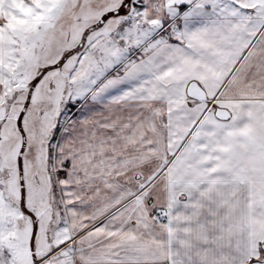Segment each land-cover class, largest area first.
<instances>
[{"label": "snow or ice", "instance_id": "1", "mask_svg": "<svg viewBox=\"0 0 264 264\" xmlns=\"http://www.w3.org/2000/svg\"><path fill=\"white\" fill-rule=\"evenodd\" d=\"M0 264H264V0H0Z\"/></svg>", "mask_w": 264, "mask_h": 264}]
</instances>
